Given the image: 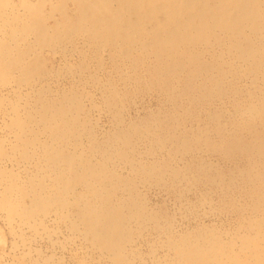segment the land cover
Listing matches in <instances>:
<instances>
[{
    "label": "rangeland",
    "instance_id": "1",
    "mask_svg": "<svg viewBox=\"0 0 264 264\" xmlns=\"http://www.w3.org/2000/svg\"><path fill=\"white\" fill-rule=\"evenodd\" d=\"M224 1L0 0V264H264V0Z\"/></svg>",
    "mask_w": 264,
    "mask_h": 264
},
{
    "label": "bare ground",
    "instance_id": "2",
    "mask_svg": "<svg viewBox=\"0 0 264 264\" xmlns=\"http://www.w3.org/2000/svg\"><path fill=\"white\" fill-rule=\"evenodd\" d=\"M149 1V3H151V1H154V0H148ZM175 1V0H174ZM192 1V0H191ZM233 1H235V3H237V5L238 6H240V7H243V8H245V7H247L248 6V2L250 3L252 0H226V1H224V4H225V7H230V6H232V3H233ZM162 2H164L165 3V5H166V7H171L172 5H173V0H162ZM178 2V1H177ZM185 2V1H184ZM190 2V1H189ZM136 3V2H135ZM163 3V4H164ZM219 3V2H218ZM144 3H142V5H143ZM148 4V3H147ZM152 4V3H151ZM162 4V5H163ZM184 4V3H183ZM192 4V3H191ZM22 5V4H21ZM141 5V3L140 2H137L136 3V7H134V6H132V7H130V13H132V11H135V10H138L139 12H138V18L140 19V20H142V19H144V18H146V17H149L150 18V16H153V14H154V11L155 10H153L155 7H153V6H149V4L148 5H146L145 7L144 6H142ZM159 5V4H158ZM158 5H157V7H158ZM165 5H163L162 6V8H164V6ZM177 5H179V4H177ZM144 7V9H143V12H141V9ZM156 7V8H157ZM180 8H181V5L179 6ZM127 8V7H126ZM155 8V9H156ZM161 8V7H160ZM171 8H173V6L171 7ZM170 8V9H171ZM177 8H178V6H177ZM184 8V7H183ZM188 8V7H187ZM252 9V8H251ZM250 9V10H251ZM128 10V11H129ZM174 10V9H173ZM238 10V9H237ZM127 11V12H128ZM172 11V10H171ZM169 9H164V12L167 14V13H169V12H171ZM179 11V10H178ZM227 12V11H226ZM129 13V12H128ZM127 13V14H128ZM156 13H158V11L156 12ZM156 13H155V15H156ZM135 14V13H134ZM163 14V13H162ZM171 14V13H170ZM169 14V15H170ZM172 14H173V12H172ZM229 14V13H228ZM227 14V15H228ZM168 15V14H167ZM164 16V15H163ZM173 17V16H172ZM132 18V17H131ZM162 18H164V17H162ZM127 19V18H126ZM128 19H129V17H128ZM155 19V18H154ZM167 19V18H166ZM257 19H258V17H257ZM105 19H103V21H104ZM146 20V19H145ZM170 20V19H169ZM222 20V19H221ZM259 20V19H258ZM100 20H96V22H99ZM127 21V20H126ZM126 21H125V23H126ZM147 21H148V19H147ZM162 21V20H161ZM105 22V21H104ZM121 22V21H120ZM163 22H165V21H163ZM114 23V22H113ZM161 23V22H160ZM128 24V23H127ZM114 25V24H113ZM120 25V24H119ZM116 26V25H115ZM122 26H124V25H122ZM191 26V25H190ZM263 27V26H262ZM167 28V27H166ZM261 28V27H260ZM164 29V28H163ZM205 31V30H204ZM159 33V32H158ZM162 34V33H161ZM178 37V36H177ZM183 38V37H182ZM168 42V41H167ZM157 43V42H156ZM159 45V44H158ZM176 45V44H175ZM254 147V146H253ZM246 148V147H245ZM47 152H48V149L46 150ZM52 151H51V159H50V163H52V162H54V156L52 157ZM58 161V159L57 158H55V163ZM173 173V172H172ZM26 191H28V190H26ZM34 200V199H33ZM97 211H98V208H96V209H94V210H92V212H91V214H92V216L91 217H94V215L97 213ZM247 215V214H246ZM108 216H109V214H108ZM88 220L90 219V218H88V216H85ZM89 223V222H88ZM102 234V233H101ZM103 235V234H102ZM101 235V236H102ZM104 237H106L107 235H103ZM223 236V235H222ZM226 238V237H225ZM197 262V261H196Z\"/></svg>",
    "mask_w": 264,
    "mask_h": 264
}]
</instances>
